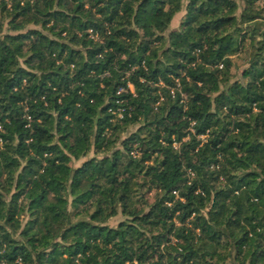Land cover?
Wrapping results in <instances>:
<instances>
[{
    "label": "trees",
    "instance_id": "1",
    "mask_svg": "<svg viewBox=\"0 0 264 264\" xmlns=\"http://www.w3.org/2000/svg\"><path fill=\"white\" fill-rule=\"evenodd\" d=\"M0 264H264V0H0Z\"/></svg>",
    "mask_w": 264,
    "mask_h": 264
},
{
    "label": "rangeland",
    "instance_id": "2",
    "mask_svg": "<svg viewBox=\"0 0 264 264\" xmlns=\"http://www.w3.org/2000/svg\"><path fill=\"white\" fill-rule=\"evenodd\" d=\"M184 14H185V12H182L181 14H178L174 18L170 30H173V29H176V28L179 27L180 22H181V20H182V18L184 16ZM247 58H248L247 53H244V54H242L240 56H237V57L233 58V62L235 64L236 68H237V74L240 75L241 72L246 68V66H247V64H246L247 63ZM136 129H137L136 127H133V128L130 129V132L135 131ZM90 157H92V155ZM84 161L85 160H82L80 162H74L73 166L75 168L79 167ZM121 220H123V218L121 216H118L117 218L109 221L108 225L112 226V227H116Z\"/></svg>",
    "mask_w": 264,
    "mask_h": 264
},
{
    "label": "built area",
    "instance_id": "3",
    "mask_svg": "<svg viewBox=\"0 0 264 264\" xmlns=\"http://www.w3.org/2000/svg\"><path fill=\"white\" fill-rule=\"evenodd\" d=\"M220 68H223V66H221ZM160 86H164L163 85V83L161 82L160 83ZM179 86V85H178ZM129 89L131 90V92H134V89H133V86L132 85H130L129 84ZM123 92V90H121L120 92H119V94H121ZM171 94L173 95V96H175V90L174 89H171ZM125 112V109H119L118 110V117L119 118H123V113ZM194 126V123H192L191 124V127H193ZM191 132H193L194 133V130L193 129H191ZM206 137H201V139H205ZM185 140H187V139H185ZM175 146V148H178V146L177 145H174ZM135 157H137V153L136 154H133ZM189 176L190 177H193L194 176V174H193V172H189ZM176 194V193H175ZM177 195V194H176Z\"/></svg>",
    "mask_w": 264,
    "mask_h": 264
}]
</instances>
